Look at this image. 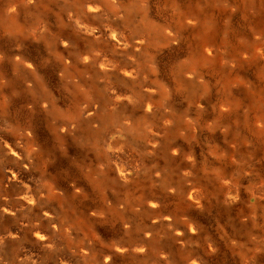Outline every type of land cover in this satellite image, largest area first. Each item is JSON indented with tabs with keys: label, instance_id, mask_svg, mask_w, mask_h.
<instances>
[{
	"label": "rangeland",
	"instance_id": "obj_1",
	"mask_svg": "<svg viewBox=\"0 0 264 264\" xmlns=\"http://www.w3.org/2000/svg\"><path fill=\"white\" fill-rule=\"evenodd\" d=\"M0 264H264V0H0Z\"/></svg>",
	"mask_w": 264,
	"mask_h": 264
},
{
	"label": "bare ground",
	"instance_id": "obj_2",
	"mask_svg": "<svg viewBox=\"0 0 264 264\" xmlns=\"http://www.w3.org/2000/svg\"><path fill=\"white\" fill-rule=\"evenodd\" d=\"M92 31H93V29H92ZM104 86V85H103ZM8 150H9V152L12 154V155H16V154H18V150L14 147V146H9L8 147ZM10 168V167H9ZM8 169V168H7ZM120 169V168H119ZM14 170V169H13ZM125 171V170H124ZM127 171V170H126ZM33 175V174H32ZM31 175V176H32ZM19 176H20V172H17V173H14L13 175H12V178H14L15 180L16 179H19ZM6 179L7 180H10L11 178H9V176L7 177V175H6ZM37 181V180H36ZM34 183V182H33ZM36 183V182H35ZM5 187V186H4ZM97 188V187H96ZM32 195V194H31ZM190 228V227H189ZM2 233H3V236H7V231L6 230H4V231H2ZM172 233V232H171ZM12 234V233H11ZM177 234V233H176ZM34 237L36 238V239H39V240H41V239H43L44 238V232L43 231H41V230H36L35 231V233H34Z\"/></svg>",
	"mask_w": 264,
	"mask_h": 264
}]
</instances>
